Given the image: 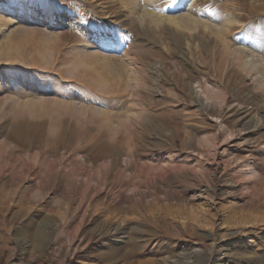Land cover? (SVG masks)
<instances>
[{"label": "rangeland", "instance_id": "obj_1", "mask_svg": "<svg viewBox=\"0 0 264 264\" xmlns=\"http://www.w3.org/2000/svg\"><path fill=\"white\" fill-rule=\"evenodd\" d=\"M151 262L264 264V0H0V264Z\"/></svg>", "mask_w": 264, "mask_h": 264}, {"label": "bare ground", "instance_id": "obj_2", "mask_svg": "<svg viewBox=\"0 0 264 264\" xmlns=\"http://www.w3.org/2000/svg\"><path fill=\"white\" fill-rule=\"evenodd\" d=\"M89 31H90V30H89ZM151 263H152V262H151ZM151 263H148V264H151ZM153 263H154V262H153ZM153 263H152V264H153Z\"/></svg>", "mask_w": 264, "mask_h": 264}]
</instances>
